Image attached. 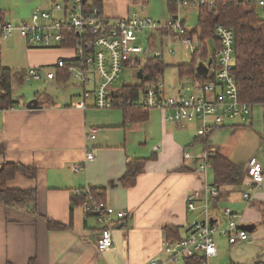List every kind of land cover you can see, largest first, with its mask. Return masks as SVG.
<instances>
[{"label":"crops","instance_id":"crops-1","mask_svg":"<svg viewBox=\"0 0 264 264\" xmlns=\"http://www.w3.org/2000/svg\"><path fill=\"white\" fill-rule=\"evenodd\" d=\"M31 2L0 0V21L28 22L33 11L28 10L26 16L22 9ZM99 8L102 16L110 21L133 15L157 21L164 14L167 19L180 16V9L176 6L175 11L171 9L169 0H100ZM196 10L198 19L200 11ZM255 10L260 18L259 11ZM12 37L18 38L13 45L24 57L22 69L13 70L12 63L7 64L3 54L7 50L5 44ZM12 37L0 44V69L25 73L28 68L51 66L58 59L72 56L68 49H33L18 34ZM199 38L197 33V38L192 40L196 50ZM144 40L149 49L157 41L154 35L148 41L138 33L135 45L141 47ZM204 46L207 63L201 59L195 62L197 74L203 80L209 77L207 67L212 63L211 53L217 42L214 37L208 38ZM143 59L145 65L141 66ZM150 60L140 55L136 69L124 68L134 70L137 83L128 86L138 88L137 97L146 86L163 85L160 81L163 72L155 84L144 81V69ZM161 64L164 66L162 61ZM188 64H176L175 68ZM202 66L206 76L202 74ZM140 70L142 74L138 77ZM177 76L181 83L178 89L199 91L197 80L180 78L178 71ZM123 87L115 89L116 92ZM177 90L164 88L166 94ZM39 96L37 109L19 104L0 111V171L6 163L36 170L34 179L16 174L4 184L0 181V192H36L35 203L28 204L26 209L6 207L0 202V264H149L155 259L164 260L163 244L186 237L189 225L204 218L201 210H188L187 197L194 192L203 195L211 187L218 189V196L208 198L206 211L210 224L223 228L222 212L228 208L238 216L249 239L229 244L224 237L215 236L217 253L207 263L264 264V184L252 186L246 176L252 159L264 170V105L252 106L244 122L225 121L209 136L199 137L198 122H167L164 113L158 110L140 111L144 118L135 120L116 106L96 109L92 101L87 103L86 110L76 109L74 103L79 93L61 103L46 95ZM90 131H95L93 139H88ZM88 153L92 154L91 160L86 159ZM210 153L236 165L241 173L237 183L215 184ZM204 154L209 157V167L203 173L196 172ZM135 159L144 160L142 171L133 186L124 187L121 181L127 164ZM85 188L99 190L108 206L127 214L113 227L114 247L102 253L95 245L97 223L72 196L74 190ZM244 193L250 195V202L242 198ZM203 203V200L197 201L196 208Z\"/></svg>","mask_w":264,"mask_h":264},{"label":"built area","instance_id":"built-area-1","mask_svg":"<svg viewBox=\"0 0 264 264\" xmlns=\"http://www.w3.org/2000/svg\"><path fill=\"white\" fill-rule=\"evenodd\" d=\"M177 9L194 6L198 10L207 7L213 10L212 0H173ZM249 3L259 11L264 20V0H236ZM173 35L179 38L193 54L196 48L191 37L186 36L180 16L170 18L164 23L140 18L136 15L125 19L110 21L102 16L100 8L91 0H65L63 5L53 3L49 9L34 10L28 22L11 23L0 21V44L18 34L29 48L33 49H68L70 58L58 59L51 66H40L26 69L24 83L30 82H64L76 85L81 89L74 107L86 110L87 103L99 110L111 109L114 105L116 90L113 85L125 67H138V57L161 59L163 51L142 49L135 45L140 33L149 41L153 33ZM217 46L211 53L212 63L207 67L209 77L204 84H199V91L178 89L174 95L166 94L162 84L146 86L142 94L134 100L119 102L118 107H132L142 112L158 110L164 113L167 122L199 123L197 136L207 137L215 129L222 127L225 121H245L251 114L252 106L241 103L238 97L234 77L231 74L234 61V35L223 26L217 25L214 30ZM173 53V50H169ZM214 60V63H213ZM61 79V80H59ZM90 131L88 139L95 137ZM189 158L188 155H185ZM86 159L91 160L88 153ZM202 164L196 172L203 173L209 167V157L204 154ZM246 176L252 186L264 184V170L252 159L246 169ZM72 196H83L79 203L82 210L91 216L98 225L96 249L99 253L114 247L113 227L124 220V211L108 206L103 200L92 194L91 188L77 189ZM217 198L218 189L211 187L200 195L197 192L187 197L189 211L201 210L204 218L193 221L186 237L166 241L162 253L164 260L155 259L149 264H177L180 261L196 259V264H208L207 259L217 253L215 236L224 237L229 244L249 239V234L240 226L239 218L230 209H223L225 226L221 229L210 224L207 214L208 198ZM242 198L251 201L248 193ZM203 200L201 207L195 203Z\"/></svg>","mask_w":264,"mask_h":264},{"label":"trees","instance_id":"trees-1","mask_svg":"<svg viewBox=\"0 0 264 264\" xmlns=\"http://www.w3.org/2000/svg\"><path fill=\"white\" fill-rule=\"evenodd\" d=\"M54 1V0H49ZM94 5L100 7V0H91ZM171 9L175 11V3L169 0ZM213 10L202 7L199 10L197 26L195 30L188 32L186 36L200 34L198 40V51L193 54L191 63L177 66L180 78L189 77L204 84L207 79H202L197 74L195 57L199 54L201 60L207 63V51L204 46L208 38L214 37V30L217 25L229 28L234 35V61L231 74L234 77L238 91L239 101L250 106L264 105V20L258 17L255 8L249 3L236 0H212ZM214 63V60H213ZM163 72L161 60H150L145 69V82H157V77ZM24 72H12L8 69H0V111L8 110L19 105L14 99L12 86L24 84ZM61 80V79H59ZM138 88L125 86L114 95V105L118 107L119 102L134 100L137 98ZM40 96L35 94V100ZM129 118L142 120L141 112L132 107L121 108ZM215 174L217 186L235 184L240 179V170L225 158L217 154H209ZM144 160L135 159L130 161L126 167L125 176L122 178V186L131 187L136 183L138 175L143 168ZM16 174H21L27 179H34L36 170L20 164L6 163L0 171V181L4 184L12 180ZM94 197L103 200L102 193L97 189H91ZM77 204L83 200V196L74 197ZM36 192L34 190H3L0 192V202L6 207L26 209L28 204L35 203ZM61 227L57 226V229ZM169 230V229H167ZM196 259L189 260L188 264H196Z\"/></svg>","mask_w":264,"mask_h":264},{"label":"rangeland","instance_id":"rangeland-1","mask_svg":"<svg viewBox=\"0 0 264 264\" xmlns=\"http://www.w3.org/2000/svg\"><path fill=\"white\" fill-rule=\"evenodd\" d=\"M53 3L63 5L64 0H38L31 3H26L22 9V13L27 16L28 10L31 12L35 10V8H46L49 9ZM38 6V7H37ZM30 12V13H31ZM180 19L184 21V27L188 32H191L193 29L196 28L197 24V10L194 6H185L179 10ZM170 18L167 19L166 14H164L158 21L152 20L160 23H164L168 21ZM156 38V44L154 47H151L152 51H163L162 56V63L163 66V75H161L160 81L163 83L165 90L171 89L174 91L179 88L181 84L179 82V78L177 76V70L175 68L176 64H188L190 63L193 55L189 51V49L184 45L181 44L180 40L177 37L173 36H166L167 34H161L159 32L153 33ZM197 38V34H193L191 39L194 41ZM18 38H11L8 43L5 44L6 52L3 54L6 55L7 64H11V68L13 70L22 69L24 63V57L22 54L18 53L14 48L13 41H17ZM140 46L144 49H147L148 45L146 40H144ZM193 46L196 47L195 42ZM172 49L173 53H168V49ZM200 58L198 54L195 57V62L199 63ZM11 62V63H10ZM4 65V64H3ZM145 65V59L141 61V66ZM22 66V67H21ZM49 66V65H48ZM202 74L206 76L204 69L205 67L202 66ZM137 83V78L134 75L133 69H124L119 75V79L113 85L114 89H120L123 86L134 85ZM81 89L70 83H67L66 86L60 85L57 86L51 82H30L24 84H13V97L18 101L19 104L26 105L30 101L34 100L35 94L39 95H46L47 98H50L54 102L61 103L64 99L69 96L76 97L77 94H80ZM175 92L168 93L169 95H174Z\"/></svg>","mask_w":264,"mask_h":264},{"label":"water","instance_id":"water-1","mask_svg":"<svg viewBox=\"0 0 264 264\" xmlns=\"http://www.w3.org/2000/svg\"><path fill=\"white\" fill-rule=\"evenodd\" d=\"M141 74H142V71L140 70V71H138L137 76H138V77H141ZM38 107H39V106H38L36 100H32V101H30L28 104H26V108H27V109H37Z\"/></svg>","mask_w":264,"mask_h":264}]
</instances>
